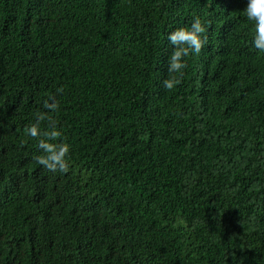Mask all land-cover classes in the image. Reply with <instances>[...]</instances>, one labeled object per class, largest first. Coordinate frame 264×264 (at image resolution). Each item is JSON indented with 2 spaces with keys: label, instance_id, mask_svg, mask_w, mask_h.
I'll return each mask as SVG.
<instances>
[{
  "label": "trees",
  "instance_id": "1",
  "mask_svg": "<svg viewBox=\"0 0 264 264\" xmlns=\"http://www.w3.org/2000/svg\"><path fill=\"white\" fill-rule=\"evenodd\" d=\"M249 2L0 0V264H264ZM196 18L206 43L169 72L168 36ZM38 112L67 173L36 162Z\"/></svg>",
  "mask_w": 264,
  "mask_h": 264
},
{
  "label": "clouds",
  "instance_id": "2",
  "mask_svg": "<svg viewBox=\"0 0 264 264\" xmlns=\"http://www.w3.org/2000/svg\"><path fill=\"white\" fill-rule=\"evenodd\" d=\"M249 21L254 22V35L253 43L254 47L264 55V0H250L246 9L244 10ZM205 32V28L199 18H196L191 25V28H181L169 34L168 40L174 45V51L169 60V72L177 73L181 72L187 65L182 62L183 58L188 56L190 51H194L199 54L206 43V37L201 38V34ZM181 83L180 79L172 77L164 81V86L168 90L174 89ZM255 93L258 92V96L264 95V88L262 86L254 87ZM58 93H62L63 89H57ZM255 93L253 95H255ZM51 101V102H50ZM225 100H218V104L225 103ZM255 104V103H254ZM263 104V103H262ZM43 107L50 110V112H56L59 109V102L55 101L54 97H49V100L44 102ZM37 123L26 128L25 131L32 138H39V122L47 120L51 131L43 133L46 139H38V148L43 150L44 155L36 157V162L46 168L49 171H60L67 173L69 169L68 155L70 152V146L66 143H49L48 140H57L61 137V133L56 130V122L51 115L43 112H38ZM86 264H97L93 261H87Z\"/></svg>",
  "mask_w": 264,
  "mask_h": 264
}]
</instances>
